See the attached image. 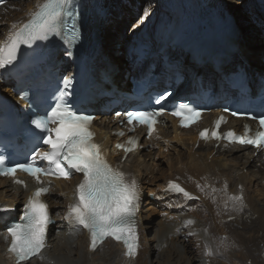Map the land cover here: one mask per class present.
Instances as JSON below:
<instances>
[{"label":"bare ground","instance_id":"1","mask_svg":"<svg viewBox=\"0 0 264 264\" xmlns=\"http://www.w3.org/2000/svg\"><path fill=\"white\" fill-rule=\"evenodd\" d=\"M21 2H10L0 8V18L3 14L10 13L0 21V26L3 24L7 26L0 27V44L7 40L10 32L17 31L27 23L37 9L36 6L44 0H34L28 7ZM141 2L142 0H89L86 5L91 11L88 26L99 39L97 42L101 57L112 65L114 71L111 80L116 84L128 82L124 79L123 72L127 57L124 52H128L127 48L131 44L134 45V42L152 33L159 23H164L159 33H165V29L177 27L182 22H186L197 37L209 33L210 28L204 20L210 15L209 10L206 9L207 5L211 9L214 6L218 9L225 8L234 21L236 18L235 22L241 32V37L236 43L239 56L254 59L264 51V28L257 26L252 28L245 16L253 12L257 17L258 11L256 13L255 9L264 3V0H243L240 6L237 0H157L156 12L150 14L146 11L143 24L130 27L138 11L135 8L139 7L138 4ZM151 4L152 2L144 3V0L142 2L143 6ZM230 9H234L233 12L236 13L229 12ZM14 23L17 24L16 29L11 27ZM209 23L213 32L223 28L215 20H210ZM3 31L5 33L2 36ZM143 41L147 42L145 39ZM0 83L4 93L9 92L10 87L14 85V82L2 78ZM99 119L95 121L96 129L107 132L117 129L113 120L110 119L107 123L105 119ZM232 122V124L236 123V121ZM119 141L114 138L115 143ZM112 143L108 140L107 145L113 148L112 154L107 157L110 164L113 168L121 170L129 181H136L139 195L144 189L154 188L150 189V192H156V199L149 203L160 207L161 211L168 212V215H174V212L178 211H168V208L166 211L169 202L167 204L161 199L167 197V194L174 198L175 204H180L176 209L186 210L193 200L186 199L182 193L171 191L170 182L179 184L191 196L199 199L193 217L196 220L189 216L184 218L183 224L168 227V230L160 223L161 232L159 229V233L155 235L156 242L153 247L156 249L162 247L164 250L167 245L165 240L170 233H173L177 240L182 236L185 242L186 237H191L190 240L193 239L196 247L204 253V256L197 257L190 245H187L185 250V246L180 242L179 250L181 252L185 250L187 255L186 257L179 251L181 264H264V154L262 152L237 146L204 143L198 140L196 128L179 131L176 125L170 122L166 127L161 128L158 134H154L150 142L143 141L142 145L147 148L143 152L125 155L122 151L118 152ZM171 148L175 149L176 156L171 153ZM177 148L181 150L178 152ZM155 150H158V153L154 154ZM167 152L169 154H164ZM155 155H163L169 161L167 165L160 164L157 170L159 174L155 172ZM146 158L150 159V162ZM164 166L167 168L162 169ZM20 180L23 184H17L15 179H0V264H15L16 260L8 253L11 239L4 231L5 225L12 218L22 215L24 205L39 187L49 188V193L43 201L48 205L52 218L61 224L58 229L50 227L46 247L39 257L27 264L37 261L41 264H168L167 261L151 263L150 258L155 254L154 248L149 249L143 245L142 241L148 228L143 227L144 220L140 215V210L142 211L140 205L144 204L141 197L136 215L140 248L137 256L130 259L125 255L126 250L121 244L111 241H107L98 250L91 251L87 230L65 219L68 216L69 205L76 203L75 189L82 180L81 176H75L71 181H44L42 185L27 178ZM164 189L171 192L166 194ZM235 195L243 196L242 209L239 205L234 206L229 200L230 196ZM3 198H9V202H5ZM175 204L172 207H175ZM61 205H63L62 209H59ZM148 205L146 201L144 208ZM169 208L171 209L170 206ZM164 214L161 216L163 217ZM189 220L193 223L186 226ZM229 220L231 222H228ZM180 229H185L187 233L184 235ZM170 238L172 239L173 236L171 235ZM74 244L76 245L72 247ZM64 246L69 247V250ZM105 246L108 247V251L105 250ZM61 249L67 252L74 249L72 251L74 256L72 257L71 252L69 255L63 254L64 252L60 255ZM207 252H211L212 255H207ZM234 252H237L236 255Z\"/></svg>","mask_w":264,"mask_h":264},{"label":"snow or ice","instance_id":"2","mask_svg":"<svg viewBox=\"0 0 264 264\" xmlns=\"http://www.w3.org/2000/svg\"><path fill=\"white\" fill-rule=\"evenodd\" d=\"M70 3L71 0H44L43 4H38L31 19L19 30L10 32L7 40L0 44V68L15 61L21 45L31 46L36 40L46 39L50 33L59 35L58 21ZM11 27L16 29L17 24L14 23ZM72 39H78L75 24ZM71 87V78H65L64 90L60 91L55 107L45 117L32 121L35 128L45 134L42 143L48 146L49 151H37L31 163H22L16 167H5V162L0 160V176L14 177L19 170L33 177L37 184H42L41 177L67 180L75 173L82 174L83 178L75 189L76 203L69 205L65 219L87 230L91 251H96L98 245L111 238L122 243L126 249L125 255L133 259L140 248L136 220L140 201L137 183L135 180L129 181L121 170L113 168L105 159L100 145L95 143V133L90 130L94 117L78 114L66 100ZM166 99L167 96L162 95L156 102L161 103ZM163 114L162 110L128 112L127 123L132 125L136 122L146 126L147 135L151 138L159 123L158 117ZM170 114L179 118L180 126L184 128L197 123L201 117L199 111L186 105H180ZM226 122L224 117L218 118L214 128L203 130L200 138L205 141L226 140L229 144L250 145L264 150V118L259 120V130L254 134L247 125L243 135L232 130L221 133V124ZM137 145L136 139H129L127 146L117 147L127 154L134 151ZM37 158L47 161L48 167L38 166ZM15 182L23 183L20 180ZM169 189L182 193L186 199H195L179 184L170 182ZM48 191V187L38 188L24 205L20 221L7 228V236L11 238L8 251L15 255L17 264H25L32 258L39 257L46 247L51 220L48 205L41 197ZM229 200L234 206L239 205L241 209L244 207L242 195L230 196ZM192 223L189 220L186 226ZM206 254L212 255L211 252Z\"/></svg>","mask_w":264,"mask_h":264},{"label":"rangeland","instance_id":"3","mask_svg":"<svg viewBox=\"0 0 264 264\" xmlns=\"http://www.w3.org/2000/svg\"><path fill=\"white\" fill-rule=\"evenodd\" d=\"M34 0H22V2H21V4H26V6L28 7L32 2H33ZM242 1L243 0H237V4L240 6L241 4H242ZM142 2H143V0H142ZM142 2H141V4H138V6L139 7H137V8H135V9H137L138 11H137V13H136V16L133 18V23H132V25H130V27H134V26H140L141 24H143V22H144V20H145V18H146V15H147V12H150V14H154L155 12H156V5H157V0H144V3H146V4H148L149 2H152V6L151 5H146V6H143L142 5ZM219 3H221V1H219ZM129 4H135V3H133V2H129ZM228 6H230L229 4H227ZM25 6V7H26ZM125 6H127V5H125ZM137 6V5H136ZM154 6V7H153ZM149 7V8H148ZM144 8V9H143ZM146 8V9H145ZM27 9V8H26ZM233 10L234 9H230L229 10V12H232V13H236V12H233ZM131 12H133L132 10H130ZM147 11V12H146ZM235 11H237V9L235 10ZM8 14H10V13H5V14H3V16L0 18V21L1 20H3L4 18H5V15H8ZM245 16H246V20H247V22L249 21L248 19H250L251 18V15H248V14H245ZM205 20V19H204ZM217 21V20H216ZM235 21H236V18H235ZM218 22V21H217ZM209 23V22H208ZM237 24V23H236ZM198 25H200V23L198 24ZM211 25V24H210ZM3 26V27H2ZM5 24H3V25H1L0 27H2V28H5ZM214 26H215V24H214ZM238 26V25H237ZM7 27V26H6ZM211 27V26H210ZM209 27V28H210ZM217 27V26H216ZM239 27V26H238ZM253 27H254V25H253ZM252 27V28H253ZM200 28V27H199ZM222 30V29H221ZM220 30V31H221ZM119 31V30H118ZM4 33H5V31H3L2 32V36L4 35ZM124 54L126 55V53L124 52ZM62 56V55H61ZM255 60L257 59V58H254ZM174 145V144H173ZM181 149H179V148H177V151L179 152ZM154 154L155 153H158V150H155L154 152H153ZM171 153L172 154H174V156H176L177 155V153H176V151H175V149H173V148H171ZM164 154H169L168 152L167 153H164ZM155 157V167H156V173L158 172L157 170L159 169V167H160V164H164V165H167V164H169L168 162V159L167 158H165L163 155H161V156H159V155H155L154 156ZM147 159V161H149L150 159H148V158H146ZM150 162V161H149ZM165 168H167V166H164L162 169H165ZM157 174H159V173H157ZM159 176V175H158ZM149 179H151V176L149 177ZM150 189H154V188H149V189H144L143 190V192L140 194V197H141V199L143 200V203L144 204H141L140 205V209H142V211L140 210V215H141V219L142 220H144V224H143V227H145V228H148V230L146 229V235H145V238H144V240L142 241L143 242V245H146L149 249H151V248H154L153 250V252L155 253L151 258H150V262L152 263V262H158V263H162L163 261H167L168 262V264L169 263H173V264H175V263H178V264H181V261H180V258H179V248H178V245L180 244V242H182V244L185 246V250H186V246L187 245H190L191 247H192V249H193V251L194 252H196V255H197V257H202V256H204V253H203V251H200V249L199 248H197L196 247V245H195V242L193 241V239H191L190 240V238L191 237H186V242H185V240L183 239L182 240V236H180L179 238H178V240H177V237H175V235H173V233H170L169 234V236L167 237V239L165 240V243L167 244L165 247H164V250L162 249V247L161 248H159V249H156L155 247H153L154 245H155V242H156V236H157V234L159 233V227H161V225H160V223L161 224H164L165 225V227H166V229L168 228V227H174V226H179L178 224L180 223V224H183L184 223V218H188L189 216L190 217H194L195 216V212H196V208H197V206H198V204H199V199H193L192 201H191V204L189 205V206H187L186 207V210L185 209H176L177 207H179L180 206V204H178V203H174L175 202V200H174V198H172V196H170L169 197V194H167L168 192L170 193L171 191L170 190H167V189H164V193H166L168 196V198L167 197H164V198H162L161 200H163V201H165L166 203L167 202H169V204H168V207H166V211H167V208H168V211H173V210H178V211H176V212H174V215H172V214H169L168 215V212H165V214H164V212L163 211H161L160 209V207H157L156 205H154V204H152V203H149V202H154L155 201V195H156V192H150ZM4 199V201L5 202H9V198H3ZM172 199V200H171ZM148 202V207H146V208H144V205H145V202ZM14 202V201H13ZM12 203V202H11ZM175 204V207H172V205L173 204ZM172 204V205H171ZM62 206L63 205H61V208H59V209H62ZM169 206L171 207V209L169 208ZM151 209H150V208ZM193 207H195V208H193ZM143 208H144V210H143ZM150 210H149V209ZM154 209V210H153ZM188 209V210H187ZM195 209V210H194ZM190 210H191V213H190ZM60 211V210H59ZM154 211H155V213H154ZM195 211V212H194ZM143 212V213H142ZM164 214L163 215V217L161 216L162 214ZM188 213H189V215H188ZM148 215V216H147ZM159 215V216H158ZM194 219V221L196 220L195 218H193ZM162 221V222H161ZM228 222H231L230 220L228 221ZM61 224V222L60 223H57L56 222V224H54L53 225V227L54 228H56V229H58V227L60 228V225ZM168 230V229H167ZM166 231V230H165ZM180 231H182L183 232V234L185 235L187 232H186V230L185 229H180ZM160 232H161V229H160ZM156 235V236H155ZM173 236V238L171 239L170 238V236ZM170 238V239H169ZM181 238V239H180ZM173 240V241H172ZM57 242V241H56ZM78 243V241L76 242V244ZM57 244V243H56ZM76 244H74L72 247H74ZM64 248L65 249H68V248H66L65 246H64ZM107 248V249H106ZM161 249V250H160ZM69 250V249H68ZM105 250H107L108 251V247H106L105 246ZM105 250H103V252H106ZM163 250V251H162ZM185 250H183L180 254H182V255H184V256H186L187 257V255H186V253H185ZM72 251H74V249H72L71 251H69V252H67V250H63V249H61V252H59L60 253V255H63V254H67L68 253V255H69V253L71 252L72 253ZM62 252H64L63 254H62ZM235 253H237V252H234V255H236ZM100 254H102V253H100ZM74 256V254L72 253V257ZM162 258V259H161ZM161 259V261H159ZM58 260V259H57ZM38 262V261H37ZM37 262H35V263H31V264H41V262H39V263H37ZM248 264H250V263H248Z\"/></svg>","mask_w":264,"mask_h":264}]
</instances>
